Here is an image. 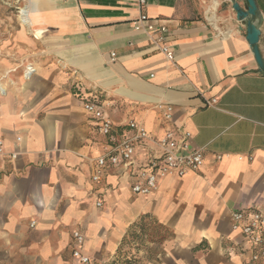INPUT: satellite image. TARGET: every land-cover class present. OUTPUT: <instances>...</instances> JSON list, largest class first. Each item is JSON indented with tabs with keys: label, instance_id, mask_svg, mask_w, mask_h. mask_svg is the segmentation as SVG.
Returning a JSON list of instances; mask_svg holds the SVG:
<instances>
[{
	"label": "crops",
	"instance_id": "obj_1",
	"mask_svg": "<svg viewBox=\"0 0 264 264\" xmlns=\"http://www.w3.org/2000/svg\"><path fill=\"white\" fill-rule=\"evenodd\" d=\"M217 1V24L207 0H147L144 7L137 0H19L28 24L20 13L0 15V141L18 154L0 161V264H79L75 230L94 264L249 259L232 214L264 212V74L246 22L230 0ZM237 1L247 8V0ZM256 1L264 58V0ZM143 14L146 26L167 32L151 39L137 31ZM162 36L173 62L156 44ZM89 92L105 102L117 138L129 135L131 120L152 136L182 128L194 150H205L204 168L163 178L149 196L132 193V168H110L94 183L109 139L84 110L80 96ZM213 99L215 107L207 106ZM159 104L174 107L171 124ZM135 155L144 163L147 145L138 144ZM141 219L165 231L163 243L147 242V230L136 229Z\"/></svg>",
	"mask_w": 264,
	"mask_h": 264
},
{
	"label": "built area",
	"instance_id": "obj_2",
	"mask_svg": "<svg viewBox=\"0 0 264 264\" xmlns=\"http://www.w3.org/2000/svg\"><path fill=\"white\" fill-rule=\"evenodd\" d=\"M139 7H144L147 0H137ZM149 18L143 14L135 24L137 31L146 32L150 38L157 32L152 24L146 26ZM165 34L167 29L162 27L158 30ZM157 41V42H156ZM155 42L159 50L170 62L175 60L174 52L162 36ZM115 57V54H112ZM33 68H28V76L33 73ZM83 107L97 123L100 134L107 137L109 141L105 144V152L98 157L95 162L97 170L92 176L94 183H101L105 172L110 168L123 166L126 169L132 168L134 181L131 191L136 195L149 196L159 188V182L167 176L183 178L191 173L200 172L206 163L205 150L203 148L194 150L192 148V133L178 127H168L162 136H152L142 124L136 120H131L125 124L124 132H128L124 138L119 139L113 132L116 128L110 116L105 110V102L100 98L99 93L89 92L82 94ZM217 100L207 101L206 105L215 107ZM156 109L162 115L165 124H171L174 116V107L170 104H159ZM124 133V134H125ZM20 141V138H18ZM138 144L147 145V160L139 164L136 160V149ZM4 158L15 160L17 153L7 151L3 141H0V161ZM217 160H222V156H216ZM249 160H253L249 157ZM98 207L102 202L97 203ZM32 225H35L33 222ZM232 229L239 233L245 244L249 247L250 256L246 262L241 264H257L264 260V212L260 210L248 211L237 210L232 214ZM74 248L73 259L79 264H94L91 257L84 252L86 242L85 235L75 230L73 232Z\"/></svg>",
	"mask_w": 264,
	"mask_h": 264
},
{
	"label": "water",
	"instance_id": "obj_3",
	"mask_svg": "<svg viewBox=\"0 0 264 264\" xmlns=\"http://www.w3.org/2000/svg\"><path fill=\"white\" fill-rule=\"evenodd\" d=\"M239 21H245L247 27V41L252 49L259 71L264 74V58L261 53L259 42L261 30L257 27V22L261 19L256 0H247V8L243 9L237 0H230Z\"/></svg>",
	"mask_w": 264,
	"mask_h": 264
},
{
	"label": "rangeland",
	"instance_id": "obj_4",
	"mask_svg": "<svg viewBox=\"0 0 264 264\" xmlns=\"http://www.w3.org/2000/svg\"><path fill=\"white\" fill-rule=\"evenodd\" d=\"M17 1L19 0H13V3H11V7H8V9L5 11L4 9L1 11V7H0V15L6 16H19V13L21 14V10L19 9V7L17 8ZM209 5L211 3L212 0H207ZM5 2H9L8 0H5ZM0 4H2V0H0ZM23 10V9H22ZM22 22V21H21ZM136 225V229H140V231L143 230H147V242L148 243H163V238H164V234L165 231H163L161 228H159V226H156L153 222V220H147V219H141L138 223L135 224ZM150 232H153V235L150 234ZM162 254L163 251L161 250L160 252H157L156 255L158 254ZM150 254V253H149ZM137 256V255H135ZM154 257V256H153ZM151 259V258H150ZM140 260H138L137 258L132 257L131 259V264H138Z\"/></svg>",
	"mask_w": 264,
	"mask_h": 264
},
{
	"label": "bare ground",
	"instance_id": "obj_5",
	"mask_svg": "<svg viewBox=\"0 0 264 264\" xmlns=\"http://www.w3.org/2000/svg\"><path fill=\"white\" fill-rule=\"evenodd\" d=\"M213 2H211V6H210V9H209V12L211 13V16L209 17V19L214 23V24H217L218 22V18H217V14H216V11L218 9V6H219V2L217 0H212ZM29 13V12H28ZM28 13L26 10H21V14H20V20L22 21V23L24 25L28 24L29 22V19H28ZM41 33V32H40ZM32 68V67H31ZM28 77V75H27Z\"/></svg>",
	"mask_w": 264,
	"mask_h": 264
}]
</instances>
